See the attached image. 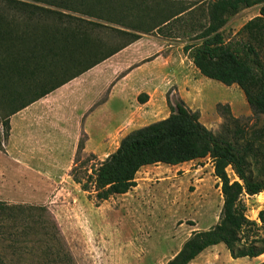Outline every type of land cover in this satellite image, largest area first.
I'll return each mask as SVG.
<instances>
[{
  "label": "trees",
  "instance_id": "trees-1",
  "mask_svg": "<svg viewBox=\"0 0 264 264\" xmlns=\"http://www.w3.org/2000/svg\"><path fill=\"white\" fill-rule=\"evenodd\" d=\"M4 2L12 13L25 19L24 28L18 31L15 20L0 12V107L6 114L0 123L6 139L11 116L126 47L109 53L97 51V42L91 37L95 30L116 25L120 34L132 36V44L141 34L154 32L179 38L164 28L172 20L182 25L191 21L192 31L185 34L190 43L184 53L203 77L228 87L237 85L252 116L237 118L229 104H218L224 122L215 133L201 122L199 110H192L181 98L173 103L167 94L169 117L131 131L103 161L85 151L87 135L82 133L69 175L88 200L100 207L135 189L137 175L146 166H177L212 154L223 198L219 220L210 229L194 231L166 264H191L218 245H224L234 260L264 255V210L257 220H251L243 200L264 193V0H196L189 17L184 16L192 12L190 8L183 9L150 28L131 16L142 2L138 0ZM255 6H260L259 15L238 33L243 40L226 42L223 32L229 19ZM33 20L53 21L31 28ZM147 100V95L139 96L141 103ZM1 136L0 132V149ZM229 168L239 180L231 179ZM33 236L44 237L50 244L35 253L36 247L29 245ZM61 241L60 227L47 207L0 201V244L6 251L38 256L42 264L48 260L73 264ZM0 264H10L1 253Z\"/></svg>",
  "mask_w": 264,
  "mask_h": 264
},
{
  "label": "rangeland",
  "instance_id": "rangeland-1",
  "mask_svg": "<svg viewBox=\"0 0 264 264\" xmlns=\"http://www.w3.org/2000/svg\"><path fill=\"white\" fill-rule=\"evenodd\" d=\"M138 1L142 2L137 3L139 6L131 16L141 21L144 28H150L183 9L190 8L188 11H192L191 7L196 0ZM7 7L4 0H0V12L15 20L16 30L24 28L25 19L15 15ZM259 9L260 6L243 9L231 17L223 32L226 42L242 41L239 31L259 15ZM192 13L194 11L188 12L184 17H189ZM52 21L33 20L30 27L38 28ZM93 21L104 23L97 19ZM108 26L109 28L97 29L91 34L93 41L97 42V51L109 53L130 43L132 36L120 34L115 30L118 27L116 25ZM191 27V21L182 25L179 21L172 20L164 28L166 32L179 36L167 40L168 46L174 44L169 49L175 51L174 58L180 57L179 47L190 43L185 34L192 31ZM195 71L198 70L194 65L185 61L177 71L182 80L181 92L176 85L168 84L170 89L166 93L168 92L173 103L181 98L192 110H199L201 122L215 133L224 122L217 112L218 104H229L237 118L245 120L252 116L245 95L237 85L228 87L221 82L201 77ZM155 103L161 104V100L157 98ZM169 114L170 109L165 103L159 106L154 117H148L149 114L144 113L128 128L146 126L167 118ZM5 115L0 107V120ZM4 131L0 123V201L10 205L47 207L60 227L61 242L71 254L73 264H166L194 231L210 229L219 220L223 198L220 182L214 175L212 154L176 169L159 165L146 168L137 176L136 189L95 207L71 179L69 168H72L73 163L62 165V173L56 175L32 171L30 168H27L28 171H19L8 164L4 154L9 137L5 138ZM120 139L117 136L109 144L108 151L100 155L102 159L116 150ZM229 173L232 180H239L231 168ZM243 200L247 205V216L251 220H257L259 212L264 210V193L244 196ZM43 238H30L32 243L29 245L36 247L35 253L44 251L50 244ZM0 253L10 264H42L43 261L38 256L35 259L6 251L2 244ZM263 262L264 256L234 260L224 245H218L204 252L192 264ZM46 264L68 263L48 260Z\"/></svg>",
  "mask_w": 264,
  "mask_h": 264
},
{
  "label": "crops",
  "instance_id": "crops-1",
  "mask_svg": "<svg viewBox=\"0 0 264 264\" xmlns=\"http://www.w3.org/2000/svg\"><path fill=\"white\" fill-rule=\"evenodd\" d=\"M172 39L156 32L141 34L139 40L11 116L4 154L7 163L19 171L30 168L61 174L62 165L74 162L82 133L87 135L85 151L106 159L116 150L103 159L101 153L108 151L117 136L122 140L138 129L128 128L138 117L144 113L154 117L160 105L168 106L169 83L181 92L177 71L185 61L194 64L184 53L185 45L179 47L180 57L174 58L175 51L169 50L174 44L167 45ZM143 94L148 96L145 103L139 101ZM157 98L161 104L155 103ZM185 164L159 166L176 169Z\"/></svg>",
  "mask_w": 264,
  "mask_h": 264
}]
</instances>
